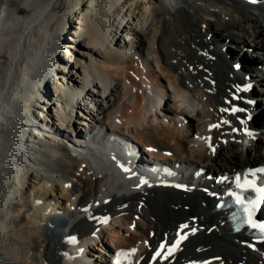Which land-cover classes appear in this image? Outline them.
Listing matches in <instances>:
<instances>
[{
	"label": "bare ground",
	"instance_id": "6f19581e",
	"mask_svg": "<svg viewBox=\"0 0 264 264\" xmlns=\"http://www.w3.org/2000/svg\"><path fill=\"white\" fill-rule=\"evenodd\" d=\"M60 3L0 0V264H264V0Z\"/></svg>",
	"mask_w": 264,
	"mask_h": 264
},
{
	"label": "rangeland",
	"instance_id": "374dc122",
	"mask_svg": "<svg viewBox=\"0 0 264 264\" xmlns=\"http://www.w3.org/2000/svg\"><path fill=\"white\" fill-rule=\"evenodd\" d=\"M67 0H61V3H60V8H59V10H61V11H64L65 10V8H66V6H67ZM58 10V9H57ZM224 50L226 51V53H228L229 51V49L228 48H224ZM229 59H231V55L229 54ZM254 57H252L251 59H253ZM252 63V62H251ZM250 63V64H251ZM238 70H237V77H239L240 78V80L241 79H248L249 77H250V74H247V72H248V68H247V65H245V63L244 64H242V65H240L239 64V66H238ZM241 69V70H240ZM245 72V73H244ZM251 78V77H250ZM254 87V86H256V83H253V84H251V86L249 85V87L248 86H246V85H243L242 86V89H243V91H249L250 90V87ZM253 134H256V135H260V136H264V130H262L261 128H259V127H257V128H255V129H253ZM0 258H2V256H1V254H0Z\"/></svg>",
	"mask_w": 264,
	"mask_h": 264
},
{
	"label": "snow or ice",
	"instance_id": "6c2138e0",
	"mask_svg": "<svg viewBox=\"0 0 264 264\" xmlns=\"http://www.w3.org/2000/svg\"><path fill=\"white\" fill-rule=\"evenodd\" d=\"M121 167L123 168V165H121ZM124 170H125V171H129V169H127V168H125ZM262 191H264V190H262ZM249 223H251V220H249ZM183 227H187V226L185 225V226H183ZM253 227H257V225H254V224H253ZM262 230H264V229H262ZM161 248H163V245L161 246ZM158 255H159V253H158Z\"/></svg>",
	"mask_w": 264,
	"mask_h": 264
}]
</instances>
